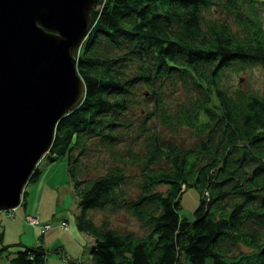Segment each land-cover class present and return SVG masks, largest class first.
I'll return each instance as SVG.
<instances>
[{"label": "trees", "instance_id": "obj_1", "mask_svg": "<svg viewBox=\"0 0 264 264\" xmlns=\"http://www.w3.org/2000/svg\"><path fill=\"white\" fill-rule=\"evenodd\" d=\"M258 7L264 0L95 1L74 52L83 97L56 119L44 152L65 159L74 227L91 238L88 263L76 264H264V95L219 82L222 69L264 61ZM136 108L137 120L126 113ZM121 128L134 129L137 148L116 146ZM180 128L190 145L169 136ZM96 136L120 164L83 176ZM128 161L140 163L129 192ZM186 185L200 195L192 219L177 213ZM89 208L124 209L143 231L95 222ZM17 243L7 264H45L39 242Z\"/></svg>", "mask_w": 264, "mask_h": 264}, {"label": "water", "instance_id": "obj_2", "mask_svg": "<svg viewBox=\"0 0 264 264\" xmlns=\"http://www.w3.org/2000/svg\"><path fill=\"white\" fill-rule=\"evenodd\" d=\"M97 0H0V210L52 140L53 125L83 97L75 51Z\"/></svg>", "mask_w": 264, "mask_h": 264}, {"label": "rangeland", "instance_id": "obj_3", "mask_svg": "<svg viewBox=\"0 0 264 264\" xmlns=\"http://www.w3.org/2000/svg\"><path fill=\"white\" fill-rule=\"evenodd\" d=\"M258 9L262 12L261 15L264 21V9H261V7H258ZM234 68L231 66L222 69L219 74V82L225 88H244L248 91H256L261 96L264 95V61H253L250 64H244L240 69ZM168 94L169 98L174 97V94ZM137 108L126 112L132 118L136 117L135 120L141 115ZM120 130L122 137L117 141L116 146L121 151L126 150L128 147L137 148L139 146L133 139L132 132H134V129L127 131V129L121 128ZM170 135L178 143H184L185 145H190L194 138L192 131L183 128L176 132L172 131V133H169ZM143 136L141 135L139 138ZM87 148L85 154L80 157L82 158V171H80V174L83 176L94 175L103 172L108 166L120 164L119 161L106 157L104 148L99 146L97 136L87 139ZM39 160L37 166L40 172L33 180L24 183L22 201L14 207L0 210V245L7 243V247L1 251L0 264H7L8 256L13 253L16 247H19L18 240L25 244L39 242L44 246L46 248L45 264H76V261L88 263V245L91 243V238L74 227L72 219L76 207L74 206L70 182L67 180L65 159L54 157L53 160H47L46 156H42ZM139 165L140 163H132V161L125 162L122 165L130 177L126 186L128 192L135 188L134 185L136 179H138L135 173L140 167ZM179 197L178 216L192 219V210L196 206L198 197H200L197 187L195 185L184 186L179 193ZM8 213H11V215ZM29 213L37 214V218L39 217L41 221L49 220L51 225L40 233L35 226L24 221L25 216ZM87 214L95 222H100L101 217L106 218L108 225H112L119 230L124 228L133 229L136 233L143 231L139 225V220L135 216L124 212V209L89 208ZM60 218H65L66 221L61 222ZM54 246H57V252L54 251L55 248H52Z\"/></svg>", "mask_w": 264, "mask_h": 264}, {"label": "built area", "instance_id": "obj_4", "mask_svg": "<svg viewBox=\"0 0 264 264\" xmlns=\"http://www.w3.org/2000/svg\"><path fill=\"white\" fill-rule=\"evenodd\" d=\"M11 215V213H8ZM37 214H28L25 216V222L27 221L30 225H33L35 226V228L42 232L43 230L47 229V227L49 225H51V223H49V221H43V222H40V220L37 218L36 216ZM64 220H61V222H63Z\"/></svg>", "mask_w": 264, "mask_h": 264}]
</instances>
